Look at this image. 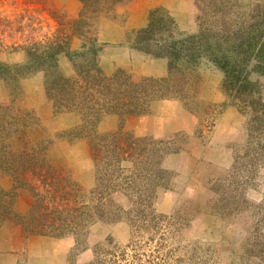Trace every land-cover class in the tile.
Listing matches in <instances>:
<instances>
[{
  "label": "rangeland",
  "instance_id": "rangeland-1",
  "mask_svg": "<svg viewBox=\"0 0 264 264\" xmlns=\"http://www.w3.org/2000/svg\"><path fill=\"white\" fill-rule=\"evenodd\" d=\"M131 9L140 26L126 30ZM82 10L81 0H0V63L25 64L27 47L59 31L78 50ZM155 10L176 36H204L184 76L133 46ZM107 22L124 27L120 40L103 33ZM89 27L101 44L99 78L124 90L99 95H123L122 114L87 125L57 112L45 71L0 79V259L54 264L63 251L65 264H78L90 251L85 264H264V0H130ZM121 48L131 57L118 58ZM214 53L230 55L232 78ZM88 68L58 56L69 86ZM151 87L173 92L142 105ZM119 222L127 240L89 247L95 224ZM40 238L56 243L48 254Z\"/></svg>",
  "mask_w": 264,
  "mask_h": 264
},
{
  "label": "trees",
  "instance_id": "trees-1",
  "mask_svg": "<svg viewBox=\"0 0 264 264\" xmlns=\"http://www.w3.org/2000/svg\"><path fill=\"white\" fill-rule=\"evenodd\" d=\"M128 1L130 0H81L83 10L80 19L76 22V27L78 32L82 30H88V32H81L77 35L81 40V46L78 50H71L72 36L64 37L62 35L64 32L59 31L58 35L53 39H49L45 43H36L27 47L28 59L25 64L9 66L0 63V79L18 81L21 76L38 71H45L48 84L51 82L49 92L50 97L55 101V106L58 109L57 112L75 111L82 115L87 125H91L93 121L95 122L94 125H96L105 115L122 114V111L125 109L124 106L127 105L123 95L120 94L114 98L110 97L111 99H108V101H102L101 95H99L100 93L102 95L103 93H109L108 95L111 96L110 92H115L116 95L117 91L118 93H122L124 90H116L110 84L106 83L101 76L99 78L101 72L97 68V58L101 51V44L97 37L87 28L89 25V28H92L93 21L96 24L103 14H108L117 5ZM160 13L159 10L153 11L150 25L137 32L133 46L147 54H153L157 57H168L170 61V74L172 76H184L187 67L184 66L183 71L182 64L190 67L202 57L201 50L203 49L202 42L204 41V36H176L174 21L166 16H160ZM198 38L200 40L196 41ZM156 51L160 53H156ZM63 53L70 56L74 63H77V68L78 66H83L84 68L85 63L89 65L88 71L77 69L81 77L85 73L90 75L79 86L75 87L74 84H70L69 86V83L63 79V76L57 70L58 56ZM222 54L219 53L215 56L214 53V57L211 60L225 69L228 78H232L235 74V69L231 63L232 61H230V55L226 53L224 55ZM211 55L213 56L212 53ZM91 73L98 75L96 79L100 85L99 83L97 85L94 84L97 80H93L92 75L94 74L91 75ZM151 88L153 89L154 87ZM106 90L107 92H105ZM172 92H159L153 89L151 94L144 97L142 105L157 99V97H167ZM97 95L100 97L99 100L96 99ZM134 100L135 104L139 103V101H136V98ZM131 104L134 105L133 103ZM119 105H121L120 109H116ZM134 110V114L143 112L135 108ZM127 112L129 114L131 113L130 111ZM119 150V155L125 154V151L122 149Z\"/></svg>",
  "mask_w": 264,
  "mask_h": 264
},
{
  "label": "crops",
  "instance_id": "crops-1",
  "mask_svg": "<svg viewBox=\"0 0 264 264\" xmlns=\"http://www.w3.org/2000/svg\"><path fill=\"white\" fill-rule=\"evenodd\" d=\"M135 14L133 12V9H131V13L126 21V25L125 28L126 30L132 29V28H136L139 27L140 25H136L135 24ZM105 27H103V33L107 36H110L112 38H114V40H120V35L123 33L124 31V27H121L119 24L114 23V22H107L105 25ZM131 52L129 49H123L121 48V50H119L116 54V56L119 57H131V55L128 53L127 55H125L126 52ZM124 57V58H125ZM133 57V55H132ZM139 57H141L140 55H136L134 57V61L136 64H138L139 62ZM139 59V60H137ZM124 60V59H123ZM152 65V64H151ZM172 121H174V124L176 123V116L172 119ZM178 125L181 126L182 124V119L178 121ZM165 201V200H164ZM114 236L116 238H118L121 241H125L128 239L130 232H129V227L126 223L123 222H119V223H115V224H95L89 231V235H88V242H89V247H93L94 245H96L97 243H100L102 241H104L107 237L109 236ZM38 244V248L43 249L44 254H48L49 250L47 249V247H51L54 246L56 243L52 240L46 239V238H40ZM42 253V252H41ZM53 258H54V264H65V253L63 251H56L53 252ZM93 253L92 252H86L85 254H82L79 256L78 258V264H85L87 263L91 257H92ZM17 256L15 255V252H13V254H9L8 257H5L3 259H0V264H15L17 263Z\"/></svg>",
  "mask_w": 264,
  "mask_h": 264
}]
</instances>
